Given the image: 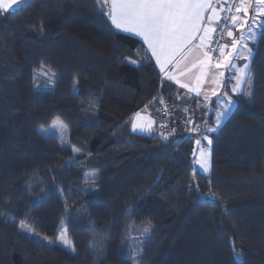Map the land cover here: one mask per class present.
Returning <instances> with one entry per match:
<instances>
[{"label": "trees", "instance_id": "trees-1", "mask_svg": "<svg viewBox=\"0 0 264 264\" xmlns=\"http://www.w3.org/2000/svg\"><path fill=\"white\" fill-rule=\"evenodd\" d=\"M98 3L22 0L0 12V264H264V28L252 93L227 86L235 107L212 132L214 104L181 95L153 57L131 63L145 44ZM143 109L161 133L133 131ZM55 119L67 146L42 132ZM202 134L209 173L192 157ZM149 222L130 246L129 228ZM65 229L71 249L58 243Z\"/></svg>", "mask_w": 264, "mask_h": 264}, {"label": "snow or ice", "instance_id": "snow-or-ice-1", "mask_svg": "<svg viewBox=\"0 0 264 264\" xmlns=\"http://www.w3.org/2000/svg\"><path fill=\"white\" fill-rule=\"evenodd\" d=\"M20 3L22 0H0V12L7 13ZM98 7L116 28L135 33L146 43V56L130 61L131 63L139 64L144 59L154 57L165 76L181 83L178 76L170 74L167 69L170 65H174L177 69L180 68V60L177 57L184 56L185 50L187 55L194 54L195 59L191 67L185 68L179 72V75L183 76L193 69H198L199 74L195 77L194 84L183 83L181 86L190 92L203 94L206 102L218 94L221 98L227 95V93H221L220 89L225 86V70L228 68L237 72L234 76L236 82L231 91L241 90L248 74L249 64L245 63L237 68L235 61L251 58L252 49L248 41L256 40L259 35L253 25L264 28V0H99ZM250 10L254 15L249 16ZM217 25L223 26L219 31L220 36H227L231 39V43L219 44L217 49H213L210 46L214 43V34L218 32ZM234 28L239 31V38ZM260 38L264 39V35ZM214 51L218 52L215 58L213 57ZM149 52L150 57L147 56ZM125 59L128 60V57ZM213 69L219 71L210 76ZM209 79L212 82L210 93H203V85ZM227 107L228 104L225 103L224 108ZM224 115V111L216 112L217 124ZM143 120L141 113H136L135 120L132 122L133 131L152 130L155 122L150 118L146 122H142ZM191 130L199 132L198 127ZM206 130L214 132L216 129ZM204 139L209 145L212 144V140L207 136ZM195 143L200 145L201 141L197 139ZM198 163L205 170L210 167V153L202 147L199 150ZM151 230L152 225L149 222L143 228V232L147 234ZM59 239L68 248H73L72 241L67 237L66 229L62 231Z\"/></svg>", "mask_w": 264, "mask_h": 264}, {"label": "rangeland", "instance_id": "rangeland-1", "mask_svg": "<svg viewBox=\"0 0 264 264\" xmlns=\"http://www.w3.org/2000/svg\"><path fill=\"white\" fill-rule=\"evenodd\" d=\"M253 7H255V5H253ZM254 27L255 28H257V25H254ZM245 55H247V53H245ZM242 62H244V63H246L247 62V60H242ZM235 64H236V66H237V68H239V67H242L244 64H242L241 63V61L238 59V60H236L235 61ZM227 73H226V75H225V82H226V86H225V90H224V92L225 93H227V97H228V93H229V91L227 90V84L228 85H230L229 86V89L231 90V88H232V86L235 84V79H234V76L237 74V72H234L233 70H232V68H228L227 70ZM234 73H236V74H234ZM48 76L50 77L51 75L50 74H48ZM245 79H246V77H245ZM245 82H246V80H245ZM244 85H245V83L242 85V88L241 89H243V87H244ZM245 89V95L247 96V97H249L250 95H251V93H252V82H251V79H249L248 78V81H247V86H246V88H244ZM220 92H221V89H220ZM225 96V97H226ZM220 95L218 94L217 96H214V98L213 99H215V100H217V102H220ZM233 101H234V99H233ZM233 101H227L228 103V107L225 109L224 108V105H221V107H223L222 108V111H224L225 112V115H224V117H223V119H221V121H220V123H222L223 121H224V119L227 117V115H229V113L232 111V109L234 108V103H233ZM217 111H219V110H217ZM147 112V110L146 109H143V110H141V111H139V113H141V114H143V113H146ZM213 112V114H214V125L211 127V126H209L208 127V129H211V128H215V129H217L221 124H217V122H216V120H217V117H216V113L214 112V111H212ZM150 115V114H149ZM151 116V115H150ZM152 117V116H151ZM153 118V117H152ZM188 119H190V120H192V123L191 124H188L190 127H198V126H196L195 125V121H194V119L193 118H188ZM187 119V120H188ZM156 124V123H155ZM213 124V123H212ZM166 125L167 124H165V123H161L160 124V126H161V128H162V132L164 133V129H166ZM162 126H165V127H162ZM154 130H152V131H149V132H147L146 131V133H161V129L159 128V127H156L155 126V128H153ZM42 132L44 133V134H46V135H54V136H56V137H58L59 138V140L61 141V143L63 144V145H65V146H67V145H69V134H68V131H67V128H66V126L63 124V122L60 120V119H55L49 126H47V127H45V128H43L42 129ZM172 132V131H171ZM205 136H207L208 137V139H211L210 138V136H209V134H202L201 135V137H200V141H201V144L199 145V147H198V150H197V153H196V156H195V162H196V165H197V167L203 172V173H209L211 170H212V153H211V145H209L208 143H207V140H205L204 139V137ZM204 148V149H206L209 153H210V167L207 169V170H205L199 163H198V160H199V150H200V148ZM146 226V225H145ZM145 226H143V227H137V228H135V227H133V226H131L130 228H129V231H128V233L126 234V239L127 240H130V242H129V245L130 246H134V245H136V247L137 246H139L148 236H150V234H151V231L149 232V233H147V234H145L144 232H143V228L145 227ZM21 231L23 232V233H25V234H27V235H29V236H31V237H34V238H36V239H39V240H41V241H44L45 243H47V244H53V242L52 241H50V240H47V239H44L43 237H41L40 235H38L32 228H30L29 226H27V225H22V227H21ZM58 243H60V244H62L61 242H60V239L58 240ZM62 245H64V244H62ZM126 245L127 246H129L128 245V243H126ZM65 246V245H64ZM65 247H67V246H65ZM68 248V247H67ZM127 250H129L128 249V247H127ZM132 255H135V253L133 252V254Z\"/></svg>", "mask_w": 264, "mask_h": 264}, {"label": "crops", "instance_id": "crops-1", "mask_svg": "<svg viewBox=\"0 0 264 264\" xmlns=\"http://www.w3.org/2000/svg\"><path fill=\"white\" fill-rule=\"evenodd\" d=\"M105 11H107V9H105ZM252 15H254V13L250 10L249 16H252ZM249 24H251V20H249ZM112 25L114 26V28L116 30H118L120 32H123V33H126V34H129V35H132V36L138 38L139 40H141L145 44V46L147 48V45L144 42L143 38L140 37L139 35H137L135 33H132V32L124 31V30L119 29V28H116L114 24H112ZM253 27H254V25H253ZM246 28H247V25H246ZM233 30L236 32L237 38H239V35H240L239 31L237 29H235V28ZM256 30H257V33L260 34V28L257 27ZM258 37H259V35H258ZM258 37H257V39H258ZM257 39L256 40L248 41V45H249V47L251 49H252V44L255 43L257 41ZM227 43H229V44L231 43V39L230 38L228 39ZM252 56H253V49H252L251 58L248 59L247 62H246L247 64H249V69H250V64H251ZM153 59L155 61V58L154 57H153ZM177 59L180 60V68L177 69V68L174 67V65H170L168 67L167 71L170 74L177 75L178 78L180 79L181 83H177L175 80H171L167 76H165V73L163 71H161V69H160L159 65L156 63V61H155V63L157 65L159 71L161 72L163 78L165 80H167L169 83L173 84L175 87H177L179 89L181 95L187 96L189 98H192L193 101L199 102V106L201 108L210 107L212 104H214L213 105V111L215 113L217 112V110L222 111V108L223 107H221V105H224L225 103H228L227 101H229V100L230 101H233V97L230 95V93H228V97L226 96V97H223V98H221V97L219 98L220 99V102H217V100L213 99L214 97H211L210 100L206 102L204 100V95L203 94H197L195 92H190L188 89L183 88L181 86V84H183V83H189V84H194L195 83V77L199 74V70L198 69H193L191 72H188L187 74H185L183 76H180L179 75V72L183 71L185 68H190L191 67L192 62L195 59V55L194 54L193 55H187L186 50H185V55L184 56H178ZM239 60L241 61L242 64H245L244 62H242V60H244V59H239ZM249 69L247 70V73L248 74L246 75V79H245L246 82H245V85H244L243 89H241L239 92H233V93L239 94V93L245 91L244 88H246L247 81H248V78H249ZM216 71H219V70L213 69L212 72L210 73V76L211 75H214ZM226 73H227V71L225 70V75H226ZM234 74H236V73H234ZM224 80H225V77H224ZM211 84H212L211 79L207 80L205 82V84L203 85L202 92L203 93H210ZM224 85L226 86V82L225 81H224ZM225 86L221 88V93H225L224 92ZM227 86H230V85L227 84ZM229 97H230V99H229ZM233 103H234L233 106L235 107V100L233 101ZM141 115L144 118V120L142 122H146L147 119H149V118L152 121L155 122V120L149 115L148 111L146 113L141 114ZM134 120H135V117H134ZM219 124H221V123H219ZM155 126H156V124L153 123L152 130H154L153 128H155ZM135 132H138V133H146V131H141V130H136ZM147 132H149V131H147Z\"/></svg>", "mask_w": 264, "mask_h": 264}, {"label": "built area", "instance_id": "built-area-1", "mask_svg": "<svg viewBox=\"0 0 264 264\" xmlns=\"http://www.w3.org/2000/svg\"><path fill=\"white\" fill-rule=\"evenodd\" d=\"M217 27H218V32L216 34H214V37H213L214 43L210 46L213 49H217L219 44L227 43V41L229 39L227 36L221 37L219 34V31L222 30L223 26L217 25ZM217 56H218V52L214 51L213 57L215 58ZM191 123H192V120L188 119L187 124H191Z\"/></svg>", "mask_w": 264, "mask_h": 264}, {"label": "water", "instance_id": "water-1", "mask_svg": "<svg viewBox=\"0 0 264 264\" xmlns=\"http://www.w3.org/2000/svg\"><path fill=\"white\" fill-rule=\"evenodd\" d=\"M212 111H213V107H210V109H209V111H208V113H207V117H210ZM196 140H197V139H196ZM196 140H195V141H196ZM198 147H199V145H197V144L195 143V144H194V148H193V153H192V157H193V158H195V156H196V153H197Z\"/></svg>", "mask_w": 264, "mask_h": 264}, {"label": "bare ground", "instance_id": "bare-ground-1", "mask_svg": "<svg viewBox=\"0 0 264 264\" xmlns=\"http://www.w3.org/2000/svg\"><path fill=\"white\" fill-rule=\"evenodd\" d=\"M172 128V127H171Z\"/></svg>", "mask_w": 264, "mask_h": 264}]
</instances>
